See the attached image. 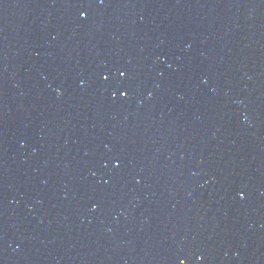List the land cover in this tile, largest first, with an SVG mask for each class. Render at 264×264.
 I'll use <instances>...</instances> for the list:
<instances>
[{"label":"water","instance_id":"obj_1","mask_svg":"<svg viewBox=\"0 0 264 264\" xmlns=\"http://www.w3.org/2000/svg\"><path fill=\"white\" fill-rule=\"evenodd\" d=\"M181 261L264 264V0H0V264Z\"/></svg>","mask_w":264,"mask_h":264},{"label":"snow or ice","instance_id":"obj_2","mask_svg":"<svg viewBox=\"0 0 264 264\" xmlns=\"http://www.w3.org/2000/svg\"><path fill=\"white\" fill-rule=\"evenodd\" d=\"M81 15H83V13H81ZM125 75H126V73H125L124 71H121V72H120V76H121V77H124ZM104 78L107 79V77H104ZM125 94H126V93L121 92V95H125ZM114 166H118V165H114ZM180 264H184V262L181 261Z\"/></svg>","mask_w":264,"mask_h":264}]
</instances>
